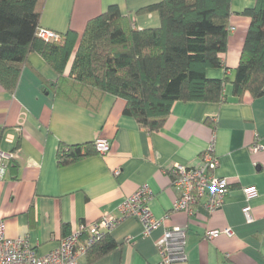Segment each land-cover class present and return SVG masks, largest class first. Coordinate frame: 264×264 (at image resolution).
Listing matches in <instances>:
<instances>
[{"label":"crops","instance_id":"obj_1","mask_svg":"<svg viewBox=\"0 0 264 264\" xmlns=\"http://www.w3.org/2000/svg\"><path fill=\"white\" fill-rule=\"evenodd\" d=\"M159 1L45 0L40 26L80 36L88 20L117 5L121 14L130 15L135 28L158 27L157 12L135 11ZM254 4L255 0H231L223 67L207 68L208 77H233L250 24L240 13ZM55 79L43 58L31 53L14 91L0 84V151L12 152L16 164L0 179V218L6 236L26 237L38 254H46L77 224L104 214L117 216L123 199L147 184L153 193V215L169 213L163 224L145 235L137 218L123 219L107 236L115 247L97 259L92 257L95 251L85 253L78 264H160L155 242L174 226L185 230V260L173 264H264V93L255 99L245 94L237 102L227 83L228 101H177L163 127L148 131L123 114L124 99L107 94L99 108L91 110L46 91ZM97 139L109 143L107 153L58 164L61 147ZM211 144L218 159L213 173L229 184L222 205L209 213L202 199L193 215L171 212L177 191L170 168L198 166ZM254 144L262 148L253 150ZM249 186L256 187L257 195L247 200L243 188ZM246 205L250 220L243 214ZM225 228L229 234L221 231ZM210 230L221 232L209 239Z\"/></svg>","mask_w":264,"mask_h":264},{"label":"trees","instance_id":"obj_2","mask_svg":"<svg viewBox=\"0 0 264 264\" xmlns=\"http://www.w3.org/2000/svg\"><path fill=\"white\" fill-rule=\"evenodd\" d=\"M44 3L0 0V84L7 91H14L29 54L37 53L56 74L44 87L53 96L91 110L107 94L120 97L123 114L148 131L163 127L177 101H228L227 83L237 102L264 93V0L240 13L250 24L232 78L206 75L207 68L223 67L231 0H160L135 11L158 13L160 26L144 29L110 5L88 20L80 36L68 30L56 41L38 37ZM93 153L95 141L68 145L58 150L57 161L66 165ZM107 236L86 253L95 251L97 259L112 250L116 243Z\"/></svg>","mask_w":264,"mask_h":264},{"label":"built area","instance_id":"obj_3","mask_svg":"<svg viewBox=\"0 0 264 264\" xmlns=\"http://www.w3.org/2000/svg\"><path fill=\"white\" fill-rule=\"evenodd\" d=\"M38 37L46 41L60 39V34L54 30L41 27ZM211 144L200 155L198 166H184L175 164L170 168L172 186L177 196L172 202L171 212L194 214V206L204 199L203 207L209 212L219 208L228 191V181L224 177L216 176L213 171L218 165V159L212 154ZM253 150L262 148L259 144L252 146ZM96 151L103 155L109 151V143L104 139L95 141ZM12 152L0 151V179L4 178L9 162L13 159ZM114 174L119 169L113 170ZM247 200L257 195L255 186L243 188ZM153 196L147 184L140 185L132 194L125 197L118 205V215L104 214L91 223H79L76 228L63 236L58 245L46 254H38L26 237L10 238L5 234V222L0 218V264H78V259L87 249L102 239L123 219L137 218L143 228V233L149 235L169 217V213L156 218L149 206ZM243 214L247 220L251 219L250 206L243 207ZM229 234L230 229L221 230ZM210 230L206 237L211 239L221 232ZM185 230L174 226L167 229L155 242L160 258V264H173L185 260L184 254Z\"/></svg>","mask_w":264,"mask_h":264}]
</instances>
